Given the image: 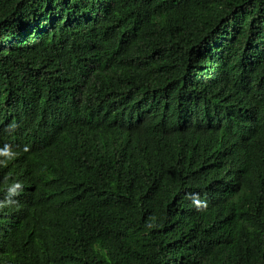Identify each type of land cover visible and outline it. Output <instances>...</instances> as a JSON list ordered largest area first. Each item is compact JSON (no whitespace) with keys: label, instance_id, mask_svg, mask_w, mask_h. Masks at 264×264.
I'll list each match as a JSON object with an SVG mask.
<instances>
[{"label":"trees","instance_id":"1","mask_svg":"<svg viewBox=\"0 0 264 264\" xmlns=\"http://www.w3.org/2000/svg\"><path fill=\"white\" fill-rule=\"evenodd\" d=\"M0 264H264V0H0Z\"/></svg>","mask_w":264,"mask_h":264},{"label":"clouds","instance_id":"2","mask_svg":"<svg viewBox=\"0 0 264 264\" xmlns=\"http://www.w3.org/2000/svg\"><path fill=\"white\" fill-rule=\"evenodd\" d=\"M4 154L5 155H11V153H8V152H5ZM19 188H21V185L20 184H15L11 188H9V193L10 194H15L16 193V190L19 189Z\"/></svg>","mask_w":264,"mask_h":264},{"label":"bare ground","instance_id":"3","mask_svg":"<svg viewBox=\"0 0 264 264\" xmlns=\"http://www.w3.org/2000/svg\"><path fill=\"white\" fill-rule=\"evenodd\" d=\"M103 199V198H102Z\"/></svg>","mask_w":264,"mask_h":264}]
</instances>
